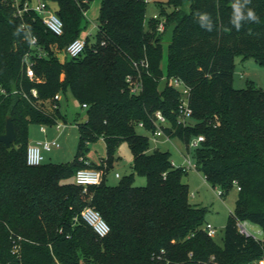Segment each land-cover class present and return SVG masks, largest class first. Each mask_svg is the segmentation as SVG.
<instances>
[{"label": "trees", "instance_id": "1", "mask_svg": "<svg viewBox=\"0 0 264 264\" xmlns=\"http://www.w3.org/2000/svg\"><path fill=\"white\" fill-rule=\"evenodd\" d=\"M1 1L0 132L11 116L16 138L9 147L0 141V264H251L264 255V88L232 85L235 56L264 64V0H251L247 7L259 21L245 22L239 31L230 23L234 0H168L159 3L157 18L147 20L146 0H101L96 40L86 35L82 52L63 59L57 54L86 27L83 9L90 0H52L63 22L61 34L47 29L33 9L19 17L12 0ZM198 12L209 14L212 31L200 26ZM164 15L165 26L174 21L176 27L166 43L168 77L160 88L164 42L156 26ZM30 35L45 56L28 52ZM28 58L33 78L25 74ZM140 59L147 61L138 66L142 88L130 93L125 75L135 72L133 61ZM171 77L188 86L193 120L185 124L178 122L182 94ZM32 88L37 95L29 101L20 91L29 94ZM55 92H69L80 106L86 104L85 119L75 124L76 154L69 162L28 165L29 125L53 126L63 119L59 107L51 106ZM156 110L166 117V135L186 144L203 135L187 149L205 179L222 185L221 196L232 182L237 185L222 245L204 229L207 207L189 200L187 170L172 165L169 151L151 150L148 135L138 131L155 127ZM98 136L107 150L95 167L103 176L84 187L74 174L93 167L85 163V151ZM121 139L132 150L133 171L145 175L144 185L134 184L132 174L116 184L105 182ZM86 205L105 219L106 235L99 237L81 218ZM237 219L257 224L261 238L240 233Z\"/></svg>", "mask_w": 264, "mask_h": 264}, {"label": "rangeland", "instance_id": "2", "mask_svg": "<svg viewBox=\"0 0 264 264\" xmlns=\"http://www.w3.org/2000/svg\"><path fill=\"white\" fill-rule=\"evenodd\" d=\"M101 0H90L86 12L87 24L81 31V36L86 37L89 35V41L96 40V31L98 25V15ZM168 0H146V13L145 19L147 20L153 13H160L159 3L165 4ZM48 6L55 10L58 6L55 1H47ZM162 18L166 22L165 15ZM167 27V26H166ZM60 59L64 58V53L59 52L57 54ZM167 59V45L164 42L163 53L161 59V66L164 71L163 76L159 80V87L162 88L167 77L165 74ZM248 82H253L256 86L264 88V64L259 63L253 57L242 58L240 55L234 58V68L232 72V85L236 88H243ZM60 110L63 114L62 121L65 123L64 127L57 129L55 125L45 126L43 130L38 123H32L28 128V138L31 140H42L44 138L56 139L60 146L53 148L50 151H43L45 157L43 162H69L73 159L77 151V145L79 141L78 128L75 125L77 121L85 119V110L78 102L73 100L69 92H61L60 94ZM188 121L193 120L192 117H188ZM139 132L146 133L149 138V148L169 151L170 159H174L176 162L184 161V158L189 156L194 163L191 149H187L188 144L178 136L165 135L158 136V140L155 142L149 136L150 133L145 131L142 127H138ZM88 149L85 151L86 161L93 167H98L105 159L107 150L106 144L102 136H98L96 139L88 143ZM184 153V154H183ZM185 155V156H184ZM113 160L105 173V182L107 184H116L124 176L132 174V182L136 185H144L146 183V177L144 174L137 171H133L131 167V159L133 153L125 139H121L115 145L113 150ZM184 161L183 163H185ZM187 171L183 174V180L187 182L189 187V200L192 203H200L207 207L205 211V220L213 225L215 233L212 235L213 241L222 245V235L224 233V225L228 218V215L235 208L236 198L238 197L237 185L232 182L231 185L224 191L221 196L217 190L222 189V185L216 184L213 186L208 182L202 172L196 168H187ZM116 171L120 176H116ZM247 228L254 233L255 237L261 238L262 231L257 224L246 221Z\"/></svg>", "mask_w": 264, "mask_h": 264}, {"label": "built area", "instance_id": "3", "mask_svg": "<svg viewBox=\"0 0 264 264\" xmlns=\"http://www.w3.org/2000/svg\"><path fill=\"white\" fill-rule=\"evenodd\" d=\"M83 3L86 2L87 0H80ZM12 3L14 5V15L21 17L23 11H26L28 9H33L36 11L40 16L42 22L45 24L47 29L52 31L55 34H61L63 30V22L59 18V16L52 10L48 4L47 1L45 0H24L22 3H19V0H12ZM83 13L86 15V9H83ZM153 18H157L158 14L153 13L151 15ZM165 23L164 19L161 18L160 21H158L156 30L159 33H163L165 31ZM29 39V53L33 56L36 57H42L46 55V52L44 49L38 45L37 39L35 35H30ZM103 43V42H102ZM85 46V37H82L81 35L75 37V39L71 40L66 46L63 51L64 57H74L79 55L82 50L84 49ZM133 65L135 68L134 73H128L125 75V82L127 85V88L130 93H139L142 88V80H141V75L138 70V66L141 65L143 67L147 66V61L146 59H140L139 61H133ZM25 74L29 78L34 77V70L32 66V62L30 59H25ZM169 82L176 88H178L181 91L182 98L179 103V116H178V122L185 124L187 123L188 117L192 115V110L187 104V99L186 95L188 93V86L178 77H171L169 79ZM5 93V88L0 85V95ZM21 95L25 98H27L29 101L30 100V95L33 97H36L37 95V90L36 88H32L30 90V93L28 94L27 92L20 91ZM60 99V92H55V94L51 98V106L53 108L58 107V101ZM39 100V99H37ZM37 102L36 100H34ZM83 108H86V104L82 103ZM152 121L153 125L155 126L152 130H150V138L153 141H157L158 136L165 135L168 138V135H166L163 131L162 125L166 122V117L165 115L160 111L156 110L153 113L152 116ZM76 124V123H75ZM55 127L57 129L64 127L65 123L62 121V119H58L55 122ZM142 125V123H139V126ZM42 129H45L44 125H41ZM204 139L202 134L197 135L196 137H193L189 141V147H194L197 146L200 141ZM60 143L53 138H44L42 140H34V141H29L27 144L26 148V163L28 165H38L43 162V151H50L53 148L59 147ZM184 161H186L183 165H178L176 164L173 160L172 165L176 166H182L184 169L187 168H196L195 163L191 161L189 156L184 158ZM85 163L88 164L85 160ZM102 170L99 168L95 167H90V166H84L81 168H78L75 171L74 174V181L77 184H81L84 187H87L89 184H98L102 178ZM218 194L221 195V191L217 190ZM81 218L87 223L93 231L99 236L102 237L106 235L109 231V225L105 221V219L101 216L98 210L93 208L90 205H86L82 208L80 212ZM236 226L237 229L240 233L245 234V235H252L255 237L254 233L251 232L247 226H246V221L245 220H236ZM204 229L206 230L207 234L209 236H212L215 233V229L213 225L209 222H206L204 224ZM213 264H219L217 262H213ZM251 264H264V255L258 259L257 261H254Z\"/></svg>", "mask_w": 264, "mask_h": 264}, {"label": "clouds", "instance_id": "4", "mask_svg": "<svg viewBox=\"0 0 264 264\" xmlns=\"http://www.w3.org/2000/svg\"><path fill=\"white\" fill-rule=\"evenodd\" d=\"M251 3V0H234L232 3V12L230 17V23L234 28L239 31L245 22H258L259 17L254 9L247 7ZM200 26L208 31L213 30V25L209 14L197 13Z\"/></svg>", "mask_w": 264, "mask_h": 264}, {"label": "water", "instance_id": "5", "mask_svg": "<svg viewBox=\"0 0 264 264\" xmlns=\"http://www.w3.org/2000/svg\"><path fill=\"white\" fill-rule=\"evenodd\" d=\"M2 7V1L0 0V9ZM176 27V22H170L165 31L162 33L161 40L163 42H170L172 40L174 29ZM16 133L14 130L13 122L11 116H7L4 124V131L0 132V141L5 144L6 147H9L10 144L15 140Z\"/></svg>", "mask_w": 264, "mask_h": 264}, {"label": "crops", "instance_id": "6", "mask_svg": "<svg viewBox=\"0 0 264 264\" xmlns=\"http://www.w3.org/2000/svg\"><path fill=\"white\" fill-rule=\"evenodd\" d=\"M86 12H87V10H86ZM74 100V99H73ZM77 102V101H76ZM79 104V103H78ZM58 107H59V109H60V99H59V101H58ZM84 109V108H83ZM85 110V109H84ZM61 111V110H60ZM169 137V136H168ZM29 141H33V140H31V139H29ZM156 149V148H155ZM152 150V149H151ZM44 152H46V151H44ZM184 154V153H183ZM185 156V155H184ZM44 157H45V153H44ZM44 159V158H43ZM173 161L176 163V164H178V165H183L184 163V161H182V162H176L174 159H173ZM131 163H132V159H131ZM116 176H120V174H119V172H117L116 171ZM186 182V181H185ZM187 183V182H186Z\"/></svg>", "mask_w": 264, "mask_h": 264}]
</instances>
